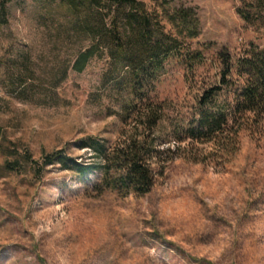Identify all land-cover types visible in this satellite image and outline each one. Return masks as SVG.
Wrapping results in <instances>:
<instances>
[{
    "label": "rangeland",
    "instance_id": "rangeland-1",
    "mask_svg": "<svg viewBox=\"0 0 264 264\" xmlns=\"http://www.w3.org/2000/svg\"><path fill=\"white\" fill-rule=\"evenodd\" d=\"M139 1L147 21L133 27L134 8L103 0L122 39L149 33L124 54L98 31L79 33L62 0H0V264H264V126L240 121L231 158L188 134L203 92L222 86L206 109L225 108L238 60L264 47V0ZM181 8L199 21L193 38L169 19ZM90 46L99 51L74 71ZM221 51L232 65L225 85ZM141 96L163 104L155 135L171 148L147 195L98 192V169L80 177L58 163L40 178L22 159L5 168L26 150L39 164L56 150L95 162L83 140L112 145Z\"/></svg>",
    "mask_w": 264,
    "mask_h": 264
},
{
    "label": "trees",
    "instance_id": "trees-1",
    "mask_svg": "<svg viewBox=\"0 0 264 264\" xmlns=\"http://www.w3.org/2000/svg\"><path fill=\"white\" fill-rule=\"evenodd\" d=\"M70 13L73 24L80 32L98 31L95 38H105L111 41L119 52L126 54V46H139L148 42L149 33L144 29L141 39L137 42L122 39L116 28L110 27L108 19L110 12L107 6L129 5L135 12L128 15L129 23L135 27V23H145L147 19L143 15L144 4L139 0H109L110 5L103 3V0H62ZM106 5V7H105ZM193 8H181L178 12L169 15V19L177 29L178 35L193 38L199 33L198 19L194 16ZM248 19V14H244ZM94 19L99 21L98 26L91 22ZM113 17V27L116 25ZM90 22V23H89ZM133 31H136L133 29ZM176 40V39H174ZM133 42V43H132ZM121 47V48H120ZM99 51V48L90 46L80 51L72 65L76 72H82L90 59ZM118 52V53H119ZM129 54V52H128ZM224 73L222 85L228 83L226 76L232 69L230 57L227 52H220ZM118 58V57H117ZM238 75L241 77L239 86L234 90L230 104L211 112L206 106L211 102L212 97L221 91L222 86L211 87L204 91L195 109L197 126L188 129L189 137L195 141L212 143L215 153L223 157H233L239 148L240 121L249 120L251 115L254 124L264 126V47H256L246 53L237 62ZM132 106L124 108L121 114L123 127L120 129L115 142L107 146L100 141L85 138L82 147L92 149L95 162L79 163L63 154V151L56 150L45 153L42 163L32 159L31 153L26 150L21 158H14L6 163L5 168L14 171L15 166L22 159L27 164H32L35 174L42 178L49 165L62 164L74 170L80 177L88 175L94 169L101 173L99 182L94 186L98 192H116L118 195L145 196L152 191L159 177L163 175V153L171 148H161L157 144L155 135L159 123L162 121L163 104L148 98H135ZM34 174V175H35Z\"/></svg>",
    "mask_w": 264,
    "mask_h": 264
}]
</instances>
